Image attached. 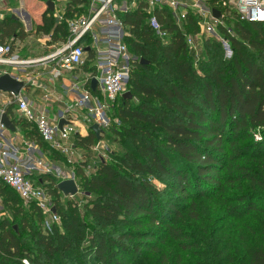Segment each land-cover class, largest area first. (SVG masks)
<instances>
[{
	"label": "trees",
	"instance_id": "trees-1",
	"mask_svg": "<svg viewBox=\"0 0 264 264\" xmlns=\"http://www.w3.org/2000/svg\"><path fill=\"white\" fill-rule=\"evenodd\" d=\"M205 1L208 9L217 12L221 21L224 17L223 22L228 26H218L233 54L227 64L220 59L218 44L207 37L200 42V48L204 49L201 57H195L185 44L189 32H181L174 24L160 25L167 37L163 42L157 39L146 24L147 14L141 3H136L128 12H116L127 33L124 43L128 51L144 63L134 65L127 89L130 98L120 97L118 105L115 106L116 101L112 107L111 117L117 121L118 128L108 129L129 139L131 150L116 156L115 164L98 162L88 176L83 173L86 164L79 163L74 168L75 176L80 178L85 214L102 227H120L113 233L91 232L87 239L88 253L97 264H136L141 254L159 252L156 245L165 239L175 241L182 252L189 249L187 236L174 225L176 221L183 222L185 217L174 205L162 201L164 193L148 177L170 179L168 193L181 200L188 199L191 217L196 212L194 199L207 198L211 192L220 193L221 183L231 184L242 179L254 194L264 197V176L255 177L248 172L233 179L220 177L225 170L224 163L249 155L250 149L256 157L264 159V64L255 61V58L264 60V24L241 22L233 10L234 19L228 18L224 16L229 13L226 6L221 8L217 0ZM78 5L83 6L84 0H68L64 6L68 12ZM162 12L169 14L167 10ZM46 13L47 9L41 14L39 25H49L53 41L64 38V25L51 23ZM157 13L160 20L161 13ZM186 20L188 26L195 27L193 18ZM17 30L21 28L11 16L1 19L0 42L21 37L16 34ZM56 34H60L59 38H55ZM225 71L226 76H221ZM9 121L19 128L23 138L46 146L29 124L13 117ZM252 130V134L256 131L258 135L257 141L252 140ZM99 137L88 131L84 137L74 136L73 145L85 151ZM247 140L249 144L239 146ZM50 152L55 159H63L59 153ZM44 181L50 183L46 193L51 196L53 212L63 220L62 231L48 235L41 229L33 242L35 256L31 257L21 251L15 229L1 222L0 264H9V258H17L21 263L27 259V264H66L64 260L82 239L76 212L69 216L59 212V199L64 197L56 189L57 181L49 177L34 183L42 187L39 182ZM252 200L248 196L240 198L239 205L228 208L226 214L238 218L258 211L264 226V209H257ZM0 201L5 208L16 207L14 216L20 214L22 201L1 182ZM28 206L40 218V212L32 204ZM247 253L246 264H264V243ZM71 258L75 261L78 256L74 253ZM168 262L159 255L158 264ZM175 264L180 263L177 260Z\"/></svg>",
	"mask_w": 264,
	"mask_h": 264
},
{
	"label": "built area",
	"instance_id": "built-area-1",
	"mask_svg": "<svg viewBox=\"0 0 264 264\" xmlns=\"http://www.w3.org/2000/svg\"><path fill=\"white\" fill-rule=\"evenodd\" d=\"M183 1L186 0H120L116 5L117 0H84L83 6L71 7L68 12L63 6L54 17L57 24L64 25L65 37L50 42V36H46L44 40L48 42L44 44L43 40L41 44L44 45L43 50L48 52L39 58L21 56L17 52L15 36L0 42V76L7 75L21 84L15 94L0 91V118L6 115L9 120L13 117L29 124L41 143L71 162L74 158L71 150L74 136H85L92 125L100 130L98 134L102 136L111 127L112 107L118 98L128 92L126 87L131 73L139 62L124 43L127 33L116 15V12L121 11L118 10L120 7L121 12H128L136 3L143 4V11L147 14L146 24L161 41L165 40L167 33L158 23L154 10H167L173 14L177 11H183V14L195 11L199 13L203 33L220 40V19L213 18L210 9H201L199 0H188L189 5ZM126 4L131 8H127ZM228 4L239 21L264 24V0H228ZM14 10L17 15L12 16L22 21L23 15L33 29V22L27 12L24 13L21 7ZM18 10H22V13ZM196 39L198 37L194 40L192 36H185V44L195 57L198 55ZM46 69L50 84H57L61 91L70 96L62 102V108L53 117L49 116L46 106L36 107L26 94L27 88L40 89L43 102L49 101L50 91L36 82L41 76L39 70ZM35 70L37 78L33 76ZM92 80L95 82L93 90L90 88ZM59 120L64 121L61 131L57 129ZM112 120L117 123L114 118ZM13 128V132L20 133L17 126ZM98 147L92 145L88 148L89 161ZM84 164L83 173L86 176L94 172L95 164H88L87 159ZM34 175L50 176L57 182L72 180L77 188L74 196L79 192L78 177L73 172L64 173L56 164L44 160L34 141L22 136L20 141L10 138L0 120V182L10 188L24 204H32L43 216L42 229L49 231L51 225L59 221V217L52 212L50 196L34 183ZM74 196L64 198L73 199ZM22 264L27 263L22 260Z\"/></svg>",
	"mask_w": 264,
	"mask_h": 264
},
{
	"label": "rangeland",
	"instance_id": "rangeland-1",
	"mask_svg": "<svg viewBox=\"0 0 264 264\" xmlns=\"http://www.w3.org/2000/svg\"><path fill=\"white\" fill-rule=\"evenodd\" d=\"M46 2H50L52 4V11H48V13H46V19L51 23H55V14L59 12L58 10L61 9L68 2V0H19L17 3H10L8 0H0V20L7 16H12L14 14L17 15L14 9L16 7H21L24 13L27 12L33 22V29H31L29 27L30 23L28 24L27 22V18H24L22 15V21H20L19 18L15 17L17 19L16 22L21 28V31L17 30L16 34H21L23 37L21 36L17 38L15 36V40L18 43H14L18 46L17 52L23 57L39 58L46 54L48 50H43L44 45L41 44L46 36H50V42H54L53 33L49 30V25L47 24V26L44 24L43 27V24L39 25L41 24V14H43L46 10L44 7ZM183 2L187 5L190 3L188 0ZM217 4L221 8L226 6L225 8H228L227 10L229 13H225L224 16L234 19L231 15L232 9L228 4V0H217ZM198 6L201 9H208V4L205 0H199ZM126 7H130V5L126 4ZM22 10L18 11L22 13ZM118 10L122 11V8L120 7ZM154 13L157 16L158 13L156 10H154ZM159 14L162 16L160 20H158L161 26L174 24L177 28H179V30H181V32H189L187 36H192L194 40L198 37L195 41L198 59L201 57L200 53L204 50L200 48V42L206 37V39L213 40L218 44L220 59L223 63L227 64V62L233 57L228 45H225L224 37L220 33V40L214 36H207L203 33L201 28V19L198 12L187 11L183 14V11H177L174 14L172 12L165 14L162 11H159ZM187 17L193 18L192 21L195 22V27L193 25L188 26V20H186ZM223 19L222 21L220 20L221 25L227 26L224 24ZM42 28H44L45 31L41 30ZM191 32H193V34H190ZM59 36L60 34H56L55 38H59ZM46 42L48 41L44 40V44ZM255 61L259 65L264 64V60L261 58H255ZM226 73L227 71L221 73V76H226ZM129 81H131V77ZM126 89H128V86ZM34 103L35 105L39 104L36 99H34ZM118 103L119 102L117 100L115 106H117ZM55 112L56 108L51 111V113ZM111 128H118V123H113L112 118ZM253 132L254 131L252 130L250 133L252 134ZM116 134L117 133L113 130H107L101 137H99L100 140L93 144L98 145L99 147L92 155L94 157H92L91 161H89L91 158L89 157V149H86L85 151L77 150L76 156H74L71 162H67L65 158H63L64 160H60L59 158L55 159L48 146H39V150L42 153L44 160L56 164L64 173H74V168L79 163L84 164L86 159L88 164L97 165L100 161L115 164L114 159L116 156H120L125 152L130 151L129 139ZM257 137L258 135L255 131V134H252V140L257 141ZM249 143V140L242 141L239 143V146H245ZM222 166L225 170L220 173L221 178H238L240 174H246L248 172L253 173L255 177L264 176V159L256 157L251 149L249 151V155L233 162L224 163ZM49 177L50 176L34 175L32 179L35 183H37V181L49 180ZM148 180L157 189L164 193L165 199L162 198V201L166 204L170 203L174 205L177 211L185 217L183 222L176 221L174 225L182 235L187 236L190 246L187 251L182 252L178 249L175 241L165 239L163 243L156 245L159 252L153 254H141L140 257L136 258V264H158L159 255L169 260L168 264H175L177 260L180 264H246L248 250L264 243V226L260 212L250 211L248 214L238 218L228 216L226 214V210H228V208L239 205L240 198L247 196L253 197L252 201L257 209H264V197H261L263 195L260 193L254 194V191L246 181L239 179L236 183H234V181L231 184L224 183L222 185L221 183L222 190L220 193L215 195L214 192H211L207 198H195L196 212L191 217V215L189 216L187 209L188 199L181 200L168 193V186L171 183L170 179L164 178L163 180H156L152 177H148ZM47 182H39V184L44 186L42 187L45 192L48 191L50 184ZM77 182L80 184L79 177ZM82 198V194L79 191L77 196L74 197V199H71L73 201L64 198L61 200L59 199L58 208L60 214L69 216L70 214L76 212V222L80 223L81 230L83 232L82 239L77 241L76 247L73 249V253L71 255L73 256L75 253L78 256V259L74 261L71 256H69L64 260L66 264H97L88 253L89 247L87 239L89 238L91 232L96 230L109 231L113 233L120 228L118 225L102 227L100 224L93 222V220L90 219L84 212L83 206H85V201ZM15 208L16 207L13 209L5 208L0 201V223L6 222L9 226L15 229L20 242L21 251L33 257L36 253L33 242L36 234L41 233L43 216L40 213V218L36 217L33 212H30L28 204H24L23 202L19 203L21 212L18 216H14L13 214L16 210ZM62 224L63 220L60 217L57 223L51 225L47 234L52 235L54 231L61 232ZM22 260H25L26 263H28L27 259ZM56 260L59 259L56 258ZM7 263L22 264L17 258H9ZM41 264L45 263L42 262Z\"/></svg>",
	"mask_w": 264,
	"mask_h": 264
},
{
	"label": "water",
	"instance_id": "water-1",
	"mask_svg": "<svg viewBox=\"0 0 264 264\" xmlns=\"http://www.w3.org/2000/svg\"><path fill=\"white\" fill-rule=\"evenodd\" d=\"M46 9L48 11H52V4L50 2L46 3ZM211 14L212 17L215 19H218V13L215 12L214 10H211ZM11 19L16 21L17 19L14 16H11ZM139 64H143L144 62L142 60H139L138 62ZM94 85L95 82L92 80L91 84H90V88L91 90L94 89ZM21 87L20 83L15 82L14 80H12L9 76L7 75H2L0 76V91L1 92H11L13 94H15L19 88ZM123 99H129L130 98V94L129 92H125L122 96ZM1 123L3 124V126L10 132H13V126L10 123V121L7 119L6 115H2L1 118ZM64 125V121L63 120H59L58 124H57V129L59 131H61V127ZM90 131H92V133L95 135L96 138H98V133H99V129L95 126L92 125L90 127ZM56 189L61 193V195L63 197H72L77 193V188L74 184V182L72 180H64V181H59L56 184ZM53 212V210H52Z\"/></svg>",
	"mask_w": 264,
	"mask_h": 264
},
{
	"label": "crops",
	"instance_id": "crops-1",
	"mask_svg": "<svg viewBox=\"0 0 264 264\" xmlns=\"http://www.w3.org/2000/svg\"><path fill=\"white\" fill-rule=\"evenodd\" d=\"M39 72L41 74L40 77H38V78L36 77V70H35L33 76L37 78L36 82L40 83V85H42V86H45L46 89L48 91H50L49 92V97H50L49 101L46 103L43 102L40 89L27 88L26 94L31 99V101L33 103H34V99H36L38 101L39 104H36V107L46 106L49 116L53 117L62 108V102L65 101L66 99H69L70 96L67 95L66 92L61 91L60 88L57 86V84H55V85L50 84L49 76L47 74V69L46 70H39ZM64 84L66 85L67 83H64ZM55 108H56V112L51 113V111ZM8 132H9V137L12 138L13 140H15V141L21 140V134L20 133H15V132H10V131H8ZM82 134L84 135V133H82ZM86 134H87V132L85 133V136H86ZM70 142H71V140H70ZM71 144H73V142H71ZM71 150H72L74 156H76V151L80 150V149L75 148L74 145H71Z\"/></svg>",
	"mask_w": 264,
	"mask_h": 264
}]
</instances>
